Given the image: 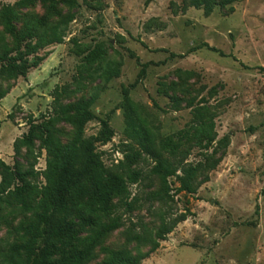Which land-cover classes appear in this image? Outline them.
<instances>
[{
	"label": "rangeland",
	"instance_id": "rangeland-1",
	"mask_svg": "<svg viewBox=\"0 0 264 264\" xmlns=\"http://www.w3.org/2000/svg\"><path fill=\"white\" fill-rule=\"evenodd\" d=\"M15 1L0 0V8ZM76 1L70 6L57 0L55 9L37 1L18 10L19 27L43 18L38 35L59 23L65 36L62 43L38 51L44 59L26 77H0L1 87L9 89L0 100V158L22 168L33 162L35 181L43 185L45 149L35 140L33 159L24 147L15 152L14 141L28 130L30 117L51 111L54 90L62 91L63 103L93 98L91 109L100 118L109 117L114 131L109 142L97 144L104 164L111 171L142 174L129 184V200L136 195L140 200L132 210H119L125 224L105 235L83 264H104L114 249L146 252L149 244L128 240L126 231L131 223L136 231L143 224L157 229L160 210L170 216L185 213L186 219L139 264H264V0L216 5L208 16L188 5L189 0ZM68 14L73 18L65 23ZM204 42L217 51L198 47ZM95 51L99 54L91 59ZM111 61L120 64L118 75L104 73ZM128 106L157 142L175 137L182 154L173 160L199 165L192 179L194 193L176 192L179 184L169 177L162 200H145L162 184L152 171L151 155L143 152L133 162L126 158L128 144L138 148L130 136ZM206 117L214 121L215 139L209 144L195 131ZM98 129L99 121L91 120L86 134ZM55 130L62 143L74 134V126L64 121ZM180 131L187 133L178 139ZM22 219L23 214L9 207L0 210V246L20 238L17 225ZM90 233L81 232L79 245Z\"/></svg>",
	"mask_w": 264,
	"mask_h": 264
},
{
	"label": "trees",
	"instance_id": "trees-1",
	"mask_svg": "<svg viewBox=\"0 0 264 264\" xmlns=\"http://www.w3.org/2000/svg\"><path fill=\"white\" fill-rule=\"evenodd\" d=\"M48 4L55 9L57 0H16L13 4H3L0 8V77L12 79L26 77L32 67H36L44 59L38 56L40 49L54 43H62L64 30L60 24L53 25L48 33L38 35V24L42 20H29L24 26L17 24L18 10L35 2ZM70 6L76 0H64ZM239 0H189L188 5L203 10L205 16L210 15L216 5L225 7ZM186 6L182 7V11ZM68 14L64 22L72 20ZM7 36L12 38L10 42ZM206 47L217 51L204 42L198 47ZM192 48L191 50H195ZM92 52L90 58L98 56ZM174 55V53H171ZM32 56V59L30 57ZM119 63L109 62L105 74L118 75ZM145 66L139 72L143 76ZM138 77V78H139ZM132 83L131 86H134ZM9 92L0 85V100ZM62 91L53 92L52 109L38 118L30 117L26 124L28 130L13 143L18 152L21 147L26 149L28 156L37 157L34 152L35 140L46 151V167L41 172L44 184L36 182L38 172L34 163L22 168L18 163L8 164L0 158V210L11 208L23 214L17 225L21 232L20 238L0 246V264H83L91 258L93 248L108 233L125 224L120 209L132 210L134 203L140 198L136 195L129 200V184L136 183L141 171H111L104 164L97 150V144H106L114 136L109 117L100 118L91 109L93 98L80 99L75 102L63 103ZM125 99L128 92L125 90ZM193 99L188 105L193 104ZM205 109V107H200ZM198 117L203 113L198 112ZM126 118L131 125L130 136L135 139L138 148L127 145L126 158L130 162L138 159L143 152L151 155L155 164L152 171L160 177L162 189L150 191L145 200H162L169 191V177H175L178 186L176 192L194 193L193 177L199 165H183L182 158L173 160L180 154L179 143L174 136H166L158 142L146 128L139 126L133 118L130 107H126ZM99 121L96 134L87 135L86 126L91 120ZM64 121L74 126V134L66 143H62L55 134V124ZM195 125L196 133L200 134L206 144L215 139L214 121L211 117L200 119ZM187 131H180L178 139L183 138ZM224 140H228L225 136ZM220 159L209 164L213 168ZM181 170V174L177 171ZM204 181H208L207 177ZM264 195V188L261 190ZM160 224L153 230L146 225L136 231L135 224L127 229V238L137 245L149 244L144 253H132L127 248L109 251L104 264H139L159 246L176 225L186 219L185 213L170 216L159 211ZM90 229L79 245L80 234Z\"/></svg>",
	"mask_w": 264,
	"mask_h": 264
}]
</instances>
